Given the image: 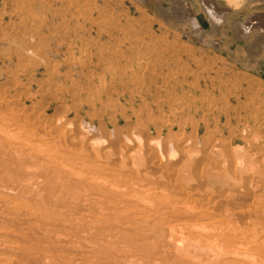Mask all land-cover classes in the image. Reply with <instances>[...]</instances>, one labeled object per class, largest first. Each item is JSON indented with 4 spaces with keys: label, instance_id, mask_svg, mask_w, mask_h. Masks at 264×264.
<instances>
[{
    "label": "bare ground",
    "instance_id": "bare-ground-1",
    "mask_svg": "<svg viewBox=\"0 0 264 264\" xmlns=\"http://www.w3.org/2000/svg\"><path fill=\"white\" fill-rule=\"evenodd\" d=\"M168 1L177 22L209 47L234 55L218 39L230 41L231 34L244 42L238 52H246L251 63L264 45V11L232 20L234 11L217 0ZM252 4L264 0H247ZM201 13L207 27L201 25ZM131 35L116 41L141 44ZM108 70L123 72L113 64ZM113 75H99L98 84L112 85ZM3 95L0 108L9 102L8 93ZM1 111L0 124L18 127L16 136L24 132L27 137L16 141L13 131L0 130V264H264V140L257 142L259 137L253 153L237 146L233 162L223 163L220 156L214 160H223L219 165L198 149L181 158L175 146L158 139L153 149L144 148V136L130 134L136 138L116 136L114 152V146L100 148L97 137L65 124L64 114L53 120L41 110L37 120L32 114L34 123L27 118L23 126L22 112L7 116L8 110ZM148 167L159 173L151 176Z\"/></svg>",
    "mask_w": 264,
    "mask_h": 264
},
{
    "label": "rangeland",
    "instance_id": "rangeland-1",
    "mask_svg": "<svg viewBox=\"0 0 264 264\" xmlns=\"http://www.w3.org/2000/svg\"><path fill=\"white\" fill-rule=\"evenodd\" d=\"M217 2L234 11L232 20L264 10V4L249 6L247 0ZM169 6L167 0H0V96H9L8 106L4 104L0 111L4 114L8 110L7 116L22 112V124L33 115L38 119L41 110L53 120L64 114L65 124L77 125L88 137H97L100 148L115 147L114 152L119 149L117 139L137 135L144 136V148L153 149L158 139L175 146L181 158L196 149L207 153L212 161L224 157L225 162L220 158L214 161L219 165L233 162L231 151L237 146L244 154L253 153L256 139L264 140V128L257 126V121H264V55L254 63H249L242 50L239 57L237 49L244 42L231 34L230 41L218 39L235 57L205 45L188 34L169 12ZM198 17L207 27L204 15ZM130 34L138 36L141 44L116 41ZM23 49L30 52L26 54ZM137 50L140 55H136ZM139 62H143L141 66ZM110 64L122 74L125 71L126 76L112 74L113 84L103 88L97 80L99 75L112 76ZM128 68L137 72L130 74ZM91 96L94 103L92 99L89 105ZM35 101L43 108L36 107ZM254 107L255 113L251 112ZM7 125L1 123L0 130L19 133V124L16 131ZM113 125L119 128L115 132ZM16 133V138L11 133L16 141L27 137L24 132L18 137ZM150 137L154 140L147 143ZM154 170L146 172L155 176L159 172Z\"/></svg>",
    "mask_w": 264,
    "mask_h": 264
},
{
    "label": "crops",
    "instance_id": "crops-1",
    "mask_svg": "<svg viewBox=\"0 0 264 264\" xmlns=\"http://www.w3.org/2000/svg\"><path fill=\"white\" fill-rule=\"evenodd\" d=\"M262 11H264V10H259V11H257V12H262ZM240 42V41H239ZM232 51V50H231ZM243 54H245L246 52H242ZM237 55H239V57H240V54L241 53H238V49H237V53H236ZM242 54V57L244 58L245 56ZM264 55V45L263 46H261V48H260V50H258V53L257 54H253V59H252V61H251V63H254L255 62V60L257 59V58H260L261 56H263ZM232 57H235V54L232 56ZM248 60V59H247ZM249 61V60H248Z\"/></svg>",
    "mask_w": 264,
    "mask_h": 264
}]
</instances>
